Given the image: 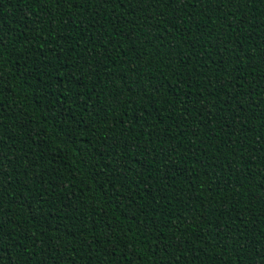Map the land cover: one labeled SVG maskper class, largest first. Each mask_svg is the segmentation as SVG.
I'll return each mask as SVG.
<instances>
[{
	"label": "trees",
	"instance_id": "obj_1",
	"mask_svg": "<svg viewBox=\"0 0 264 264\" xmlns=\"http://www.w3.org/2000/svg\"><path fill=\"white\" fill-rule=\"evenodd\" d=\"M192 4L0 0V264H262L264 0Z\"/></svg>",
	"mask_w": 264,
	"mask_h": 264
},
{
	"label": "snow or ice",
	"instance_id": "obj_2",
	"mask_svg": "<svg viewBox=\"0 0 264 264\" xmlns=\"http://www.w3.org/2000/svg\"><path fill=\"white\" fill-rule=\"evenodd\" d=\"M53 2L56 4H63L66 2V0H53ZM67 2L75 3V0H67ZM95 2L99 3V4H104V3H113V0H95ZM119 2H120V5L122 6L123 3L125 2V0H119ZM131 2H132V0H129V3H131ZM161 2L173 3L174 0H161ZM220 2H221V0H195V3L197 5H200L202 9H207L208 11H213V10L218 11ZM237 2H239V0H237ZM135 3L137 5V7H139L140 4H146L149 7H154L155 4L157 3V0H135ZM188 5H189V7L194 6L192 4V0H188ZM149 19H151V17H149ZM157 26H158V24H157ZM228 27L232 28L233 31H236V28L233 27L231 24H229ZM4 47H5L4 40L0 39V49H3ZM209 59H210V57H209ZM221 67H223V64L221 65ZM177 127H179V125H177ZM0 163H2V162H0ZM35 203L37 205H39V200H37ZM3 229H4L3 223H0V252L3 251V240H4V237L7 235ZM256 255L260 256V260H261L262 264H264V255H260V253H256ZM53 264H57V261L55 259H53Z\"/></svg>",
	"mask_w": 264,
	"mask_h": 264
}]
</instances>
